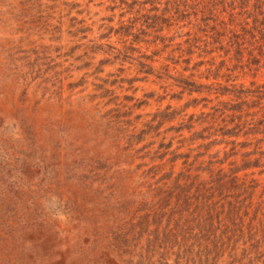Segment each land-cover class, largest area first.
Wrapping results in <instances>:
<instances>
[{"label": "rangeland", "instance_id": "1", "mask_svg": "<svg viewBox=\"0 0 264 264\" xmlns=\"http://www.w3.org/2000/svg\"><path fill=\"white\" fill-rule=\"evenodd\" d=\"M0 264H264V0H0Z\"/></svg>", "mask_w": 264, "mask_h": 264}]
</instances>
